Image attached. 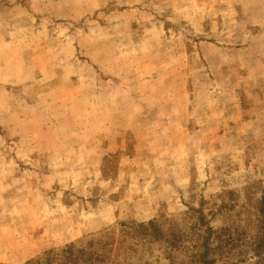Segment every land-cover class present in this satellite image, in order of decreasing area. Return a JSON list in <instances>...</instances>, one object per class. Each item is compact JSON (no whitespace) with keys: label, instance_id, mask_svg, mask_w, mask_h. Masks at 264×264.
Wrapping results in <instances>:
<instances>
[{"label":"rangeland","instance_id":"374dc122","mask_svg":"<svg viewBox=\"0 0 264 264\" xmlns=\"http://www.w3.org/2000/svg\"><path fill=\"white\" fill-rule=\"evenodd\" d=\"M262 200L264 0H0V264H264Z\"/></svg>","mask_w":264,"mask_h":264},{"label":"trees","instance_id":"16d2710c","mask_svg":"<svg viewBox=\"0 0 264 264\" xmlns=\"http://www.w3.org/2000/svg\"><path fill=\"white\" fill-rule=\"evenodd\" d=\"M258 213H259V217L261 218V220H263V223H264V200H262V202H261V205H260V208H259ZM198 217H199L201 223L204 224V218H203V216L201 214H199ZM150 225L153 228V233H158V226H157V224L153 222V223H150ZM206 231L209 232V233L212 232L211 228H209V230L206 228ZM209 233H208V235L206 234L205 239H204L205 240L204 245L206 247H208L209 244H210V235H209ZM263 249H264V234L260 235V239L257 242V245L255 247V255H257L258 257H260V255H261L260 254V251H262ZM68 253L70 254L69 255L70 257L67 256V252H64L62 254L64 256L63 258L65 260V264H68V259L69 258H70V261L71 262H73V260L71 258H75V257H76L75 259L77 261L80 260V257L79 256H74V250H73V248L69 249V252ZM92 260H93V258H92Z\"/></svg>","mask_w":264,"mask_h":264}]
</instances>
